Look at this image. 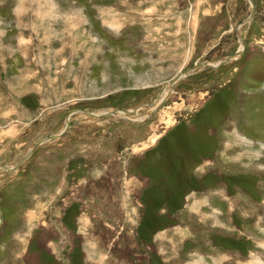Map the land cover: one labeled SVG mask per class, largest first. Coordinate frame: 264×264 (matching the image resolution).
Masks as SVG:
<instances>
[{
	"label": "rangeland",
	"instance_id": "obj_1",
	"mask_svg": "<svg viewBox=\"0 0 264 264\" xmlns=\"http://www.w3.org/2000/svg\"><path fill=\"white\" fill-rule=\"evenodd\" d=\"M0 166V264H264V0H0Z\"/></svg>",
	"mask_w": 264,
	"mask_h": 264
},
{
	"label": "water",
	"instance_id": "obj_2",
	"mask_svg": "<svg viewBox=\"0 0 264 264\" xmlns=\"http://www.w3.org/2000/svg\"><path fill=\"white\" fill-rule=\"evenodd\" d=\"M245 1H248V2H250L251 3V0H245ZM253 14V13H252ZM252 16V15H251ZM250 16V17H251ZM232 57H226V58H224L220 63H219V65L218 66H215V65H206L205 67L206 68H208V69H212V70H216L217 69V67H220V66H223V65H226L228 62H231L232 61ZM196 67V66H195ZM194 67V68H195ZM193 68V67H192ZM192 68H190V69H188L187 71H191L192 70ZM193 68V69H194ZM178 78H179V76H177V77H175V78H173V79H171L170 81H168L167 82V84L165 83L164 84V86H163V90L165 89V87L168 85V86H172L177 80H178ZM162 92V91H161ZM162 95V93H160L158 96H157V98L154 100V101H152V104H151V106H153V105H155V103H156V101L158 100V98H160V96ZM169 96V92L165 95V97H164V99H166L167 97ZM144 107V106H149L148 104H143V105H141V106H139V107ZM137 109V108H136ZM136 109H134V110H132V111H129L128 113L129 114H133L135 111H136ZM77 112H84V113H86V114H89L90 115V113H88V112H86V111H72L70 114H72V113H77ZM113 112H111V114H112ZM69 114V115H70ZM106 115V114H105ZM102 116H104V115H102ZM69 117V116H68ZM68 117H67V120H68ZM55 138H57L56 136H51V137H49V138H46V139H43V140H41V141H39L38 143H36V145L33 147V149H32V152L39 146V145H41L42 143H44V142H46V141H49V140H51V139H55ZM23 163V161L22 162H20L19 164H17V167L18 166H20L21 164ZM1 167H5V168H3L4 170L3 171H5V172H10V171H12V169H10V168H6V166H1Z\"/></svg>",
	"mask_w": 264,
	"mask_h": 264
},
{
	"label": "bare ground",
	"instance_id": "obj_3",
	"mask_svg": "<svg viewBox=\"0 0 264 264\" xmlns=\"http://www.w3.org/2000/svg\"><path fill=\"white\" fill-rule=\"evenodd\" d=\"M242 36H243V35H242ZM241 39L243 40L244 38L242 37ZM241 43H242V41H241ZM242 46H244V42L242 43ZM241 51H242V50H241ZM239 53H240V52H239ZM177 81H178V80H177ZM177 81H176V82H177ZM168 83H169V82H168ZM166 84H167V83H166ZM174 84H175V83H174ZM174 84H173V85H174ZM168 87H169V86H168ZM168 87H167V88H168ZM166 93H167V92H166V89H165L164 92H163L162 94L166 95ZM164 97H165V96H163L162 99H164ZM158 101H159V100H158ZM163 101H164V100H163ZM153 106H154V105H153ZM155 106H157V103L155 104ZM152 110H153V107H152L151 111H152ZM128 112H129V111H122V112H120V113H123V114H125V115H132V114H129ZM134 113H135V112H134ZM134 113H133V114H134ZM93 116H94V115H93ZM69 117H70V116H69ZM94 117H97V116H94ZM126 119H127V118H126ZM135 122H136V121H135ZM68 124H69V118H68V123H66V125H65V130L68 129ZM60 135H61V134H60ZM56 137H59V135H57ZM3 168H5V167H1V166H0V171H3V170H4ZM6 168H9V167H6Z\"/></svg>",
	"mask_w": 264,
	"mask_h": 264
}]
</instances>
